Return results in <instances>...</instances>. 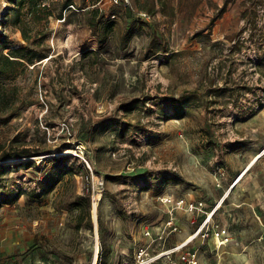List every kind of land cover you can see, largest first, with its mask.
Listing matches in <instances>:
<instances>
[{
	"label": "rangeland",
	"instance_id": "1",
	"mask_svg": "<svg viewBox=\"0 0 264 264\" xmlns=\"http://www.w3.org/2000/svg\"><path fill=\"white\" fill-rule=\"evenodd\" d=\"M45 3L33 47L0 0V54L47 55L3 81L0 144L30 156L0 160V264H95L97 243L112 264L163 226L166 196L217 209L221 264H264V0H77L63 18ZM94 7L99 34L115 23L103 47Z\"/></svg>",
	"mask_w": 264,
	"mask_h": 264
},
{
	"label": "built area",
	"instance_id": "2",
	"mask_svg": "<svg viewBox=\"0 0 264 264\" xmlns=\"http://www.w3.org/2000/svg\"><path fill=\"white\" fill-rule=\"evenodd\" d=\"M120 1L126 6L129 5V0ZM162 203L167 207V219L163 226L158 227L155 232L146 227L144 234L151 239L136 242L131 252L119 254L111 247L108 253L111 263L114 264L113 259L118 258L115 264H221L220 251L232 239H229L228 228L223 227L216 219L217 209H207L203 200H190L185 197L166 196ZM180 212L193 216L192 223H197V228L186 239H166L171 233L182 232L178 222ZM102 257V249L100 251L97 243L95 264Z\"/></svg>",
	"mask_w": 264,
	"mask_h": 264
},
{
	"label": "trees",
	"instance_id": "3",
	"mask_svg": "<svg viewBox=\"0 0 264 264\" xmlns=\"http://www.w3.org/2000/svg\"><path fill=\"white\" fill-rule=\"evenodd\" d=\"M16 6L13 8L12 22L20 29L24 40L33 47H37L38 43L30 31L31 24H40L44 20H47L51 13L48 11L45 0H14ZM77 0H61L60 18L64 17V10L71 8V5H75ZM99 8L94 7L91 10V17L89 18V25L93 29L95 34L98 33L101 21L97 15ZM150 14H155L157 8L155 2H152L150 7L144 8ZM66 18V17H65ZM114 21L107 20L104 23L103 31L99 34V45L103 47L107 41L108 35L113 31ZM5 35L0 34V47L2 50L8 48L7 42L4 40ZM158 51V50H157ZM47 55L39 53L29 46H20L11 49L8 53L2 52L0 54V113L7 110L12 104H15L14 94H17V87L10 88L3 81L13 80L19 74H21L27 65L34 64V58H44ZM10 90L12 93H10ZM28 157L30 153L28 149L23 148L19 152H9L5 149L4 144H0V160L7 159L9 157ZM89 198V197H88ZM107 251V249H106ZM104 255V251L102 252Z\"/></svg>",
	"mask_w": 264,
	"mask_h": 264
},
{
	"label": "bare ground",
	"instance_id": "4",
	"mask_svg": "<svg viewBox=\"0 0 264 264\" xmlns=\"http://www.w3.org/2000/svg\"><path fill=\"white\" fill-rule=\"evenodd\" d=\"M68 35H69V37H68V42H70L69 40H70V36H71V35H70V34H68Z\"/></svg>",
	"mask_w": 264,
	"mask_h": 264
}]
</instances>
